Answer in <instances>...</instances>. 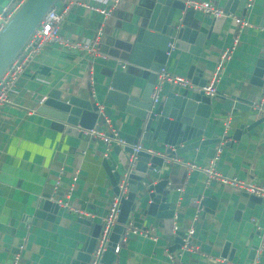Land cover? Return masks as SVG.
I'll return each instance as SVG.
<instances>
[{"label":"crops","instance_id":"obj_1","mask_svg":"<svg viewBox=\"0 0 264 264\" xmlns=\"http://www.w3.org/2000/svg\"><path fill=\"white\" fill-rule=\"evenodd\" d=\"M144 1L119 0L106 16L71 5L59 23V34L71 44H43L24 67L9 102L0 106V264H10L15 254L20 264H69L85 239L79 219L97 224L106 215L115 193L102 158L107 159L111 170L119 172L117 185L124 181V166L111 151L113 145L107 149L97 138L65 133L58 122L37 109L51 90L61 96L91 99L100 106L105 120L94 125L97 129L115 130L123 139L133 136L138 120L103 103V98L112 71H135L126 58L143 21ZM198 1L210 2L222 9L232 6V0ZM11 2L0 0V12ZM86 2L103 6L98 0ZM55 4L59 9L60 4ZM247 4L248 7L238 9L235 2L221 26L216 24L219 21L198 10L188 7L175 10L174 20L180 18L179 24L193 27L198 19L202 23L198 30L208 35L194 53L171 49L165 64L167 73L185 78L188 66L192 65L201 71L207 84L219 55L228 50L213 81L215 94L254 102L258 110L214 115L219 104L212 102L214 108L207 117L203 134L205 137L214 134L220 139L208 146H198L193 152L187 150L164 157L161 166L152 170L156 179H167V201L174 209L172 228L192 230L193 250L169 252L164 229L153 226L154 217L132 213L130 222L135 220L140 228L133 227L127 219L124 229L150 230L157 240L129 235L112 264H220L218 257L224 243H228L227 251H233L231 262L226 260L228 255L224 256L227 264H248L255 258L258 264H264V198L254 195L260 201L249 202L248 198L241 197L243 191L239 187L207 179L201 171L216 157L212 168L218 179L264 185V119L250 130L248 137L235 140L223 137L243 124L249 115L254 120L264 115V79L262 87L250 82L262 50L264 29L258 22L264 13V0H248ZM235 17L250 26L237 28ZM98 27L101 35L95 38ZM82 41H87L97 54L73 46ZM123 63L127 64L124 69L120 67ZM143 83L144 80L139 81L140 86ZM182 87L162 82L152 109L163 101L166 91ZM90 92L92 97L88 96ZM142 145L151 151L156 149L153 142ZM125 166L128 167L127 163ZM73 172L76 180L67 203L79 213L57 204L64 199ZM123 184L125 196L127 184ZM198 195L210 199L212 206L191 207V199ZM42 201L55 204L56 211H43L41 215ZM240 201L244 205L239 208ZM202 244L209 248L201 247Z\"/></svg>","mask_w":264,"mask_h":264},{"label":"water","instance_id":"obj_2","mask_svg":"<svg viewBox=\"0 0 264 264\" xmlns=\"http://www.w3.org/2000/svg\"><path fill=\"white\" fill-rule=\"evenodd\" d=\"M55 2L56 0H23L4 24L0 30V77L38 26L44 13ZM235 2L238 9L243 6L248 7V0H232V6L222 9L221 16L213 17L214 20L219 21L216 23L217 25L220 23L221 26L228 9L232 11ZM141 6L144 10L143 21L137 28L126 58L127 64L135 71L131 72L128 69L112 71L103 98V103L113 105L119 112L137 119L138 127L133 136H125V145L110 147L111 151L119 158L121 165L124 166L123 182L127 184V192L124 197L119 199L116 224L111 228L98 264H112L115 255L114 247L124 232L127 219L133 227L140 228V224L135 220L130 222L132 213H138L142 217H154L153 226L164 229L168 251H179L186 231H172L171 218L174 209L170 208L167 201L169 191L165 187L167 179L164 177L156 179L152 170L155 166H161L164 157L176 156L187 150L193 152L198 146H208L220 139L214 134L209 137H205L203 134L207 117L211 109L214 108L212 102L219 104L217 110L213 112L214 115L252 109L258 111L257 107L253 105L254 102L246 101L240 97H226L219 94L205 95L200 89L205 84V79L201 77V71L192 65L188 66L185 73L189 84L182 87L181 90L166 91L163 101L155 109H152L149 95L160 69L165 68L171 49L194 53L208 34L198 30V27L202 25L198 19L194 22L193 27L179 24L180 18L174 20L175 10L181 11L185 7L183 0H145ZM258 25L264 29V13ZM261 47L262 50L258 54L250 78V82L258 87L263 86L264 79V35ZM140 80H144L142 86L139 85ZM88 96L92 97V93H88ZM41 103L37 110L58 122L61 128L63 127V131L68 134L79 136L81 129H89L95 127L96 123L102 124L105 121L100 112V106L91 99L75 95L61 96L58 91L51 90ZM253 118V115H249L243 124L232 129L229 134L223 135V137L231 140L248 137L250 130L263 121L264 115L255 120ZM152 142L155 150L152 152L137 151L134 165L127 164L128 167L125 166L131 144ZM102 164L113 187L112 190L116 194L119 172L111 170L105 158H102ZM140 186L142 189L139 188ZM240 195L242 198H248L249 202L260 201L259 197L245 191ZM249 202L246 204L248 207L250 206ZM189 205L199 208L204 205L208 209L207 207L212 206V202L210 199L200 198L198 195L191 199ZM242 205L244 204L240 201L237 207L240 208ZM56 208L55 204L42 201L39 213L42 215L43 211L48 210L54 213ZM79 223L82 225L85 239L81 249L73 253L69 264L90 263L101 230L100 223H90V220L83 218L79 219ZM187 242H191V237L187 238ZM202 246L208 247L203 244ZM228 249V243H224L218 259L223 260L224 256L228 255L226 260L231 262L233 251H227Z\"/></svg>","mask_w":264,"mask_h":264},{"label":"built area","instance_id":"obj_3","mask_svg":"<svg viewBox=\"0 0 264 264\" xmlns=\"http://www.w3.org/2000/svg\"><path fill=\"white\" fill-rule=\"evenodd\" d=\"M22 1L23 0H12L10 4L2 8L0 12V30L2 29L4 24L9 20L10 16L13 14V12L16 10L18 5ZM98 1H100L101 4H103V6L100 7L94 4H90L86 2V0H56V2L60 4V8L56 9L55 7L56 4H54L44 13L38 26L31 33V35L28 37V39L26 40L20 51L17 53V55L12 60V62L8 65V67L1 75L0 106L9 102L10 95L14 92L16 81L20 77L24 67L29 61H31V59L35 56V54L39 52L43 44L45 43H56L58 45L71 44L67 39H64L59 34V23L71 5H77L79 7L88 10H93L98 12L99 14L106 16L110 14L111 8L114 5H116V3L119 0H98ZM183 4L185 7L191 8L193 10H198L210 17H219L223 14L222 8L210 2L198 1V0H183ZM234 23L236 24L237 28L250 26L248 22L243 21L241 18H237V17L234 18ZM100 31L101 28L98 27L95 32V38L101 35ZM234 44H235V40L233 41L232 47L234 46ZM73 46L76 48L84 49L89 53L97 54V50H95L87 41L75 42ZM227 54H228V50H224L219 55L218 63L215 65L214 72L210 78V81L207 84H204L202 87H200V89L203 91L205 95L208 96L215 95L213 81L217 77V72L220 69L221 62L227 57ZM100 57L102 59L105 58L104 55H100ZM125 66H126L125 63L120 65L122 69H124ZM159 72L160 73L157 75L156 81L153 86V91L150 93L151 105H154L157 102V90L158 87L162 84V82L166 81L173 84L181 85L183 87L189 84V81L186 78L169 75L165 70V68H161ZM81 133L87 137H94L99 139L107 147V149L112 145H125V140L121 136H119L115 130L112 129L108 132H105V131H101L100 129H97L96 127H92L89 129H81ZM139 150L152 152L150 149L144 147L140 143L131 144L130 152L127 154V164L129 166L134 165L135 153ZM215 158L216 157H214L209 162L207 168L201 169L202 173L205 174L207 179L209 178L217 179L223 184H228L233 187L237 186L241 190L249 194L257 195L261 198H264V185H254V184L247 185L245 183L235 181L232 179L231 180L225 178L218 179L216 174L213 172V168H212ZM171 161H176V159H171ZM75 180H76V173L73 172L71 177V182L69 183V186L66 188L64 199L58 200L57 204L60 205L61 207L69 208L72 211L79 213L76 209H74L67 203L68 193L73 189ZM57 183L58 182L56 181L55 184ZM125 190H126L125 185L123 184L122 181L117 185V193L114 194L113 197L111 198L106 215L100 219L101 230L93 252V257L91 258L89 264H98L99 262L100 256L104 251L106 242L108 240V236L110 234L111 228L115 224L116 218L119 213V199L124 196ZM174 230L175 228L173 227V231ZM191 234H192V230L188 229L186 231L185 238L182 239V245L180 246L179 251L191 252L193 250L190 242H187V238L190 237ZM129 235H138L143 239H147L150 241L157 240V237L150 230L136 231L134 228H129V229L126 228L124 229L123 234L119 237L118 242L114 247L115 254L118 253L121 246L124 245ZM219 263L227 264L225 260H220ZM258 263L259 262L257 261V258H255L248 264H258ZM10 264H20V259L17 254H15L12 257Z\"/></svg>","mask_w":264,"mask_h":264}]
</instances>
